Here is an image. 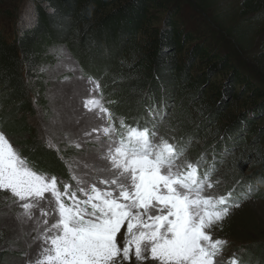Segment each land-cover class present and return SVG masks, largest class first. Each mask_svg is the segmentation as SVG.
Returning <instances> with one entry per match:
<instances>
[{
    "label": "trees",
    "instance_id": "obj_1",
    "mask_svg": "<svg viewBox=\"0 0 264 264\" xmlns=\"http://www.w3.org/2000/svg\"><path fill=\"white\" fill-rule=\"evenodd\" d=\"M191 1L194 15L188 9L187 20L182 13L185 0H30L31 24L23 26L17 19L9 37L0 22V131L17 136L13 140L18 150L38 168L68 176L66 157L70 156L47 147L27 119L35 104L49 111L44 67L54 63L55 54L65 46L78 53L86 77L100 80L105 99L114 101L108 107L116 116L150 128L166 116L171 131L163 134L167 139L189 141L207 133V144L214 140L206 149L210 164L218 157L223 163L229 155L226 165L214 166L237 176L250 170L237 180L250 184L251 191L242 186L234 197L242 202L249 194L258 195V185L264 188V73L254 71L242 56L264 31V0H236L238 20L227 24L217 14V27L208 28L210 37L199 32V21L201 13L206 15L219 0ZM5 15L16 16L5 12L0 1V19ZM219 27L224 33L221 40ZM99 54L103 61L96 58ZM183 95L186 101L181 102ZM134 96L141 99L138 112L116 108ZM237 138L239 143L230 147ZM219 149L224 157L217 154ZM1 207L9 210L2 200ZM1 223L0 264H21L13 246L21 243L16 237L7 240ZM262 248L264 242L255 245L257 250L245 245L243 251L264 262Z\"/></svg>",
    "mask_w": 264,
    "mask_h": 264
},
{
    "label": "snow or ice",
    "instance_id": "obj_2",
    "mask_svg": "<svg viewBox=\"0 0 264 264\" xmlns=\"http://www.w3.org/2000/svg\"><path fill=\"white\" fill-rule=\"evenodd\" d=\"M87 82L83 108L95 123L69 143L94 145L105 167L73 172L70 183L38 168L0 131V191L22 222L40 214L38 251L29 258L22 250L25 264H242L236 253L225 260L228 241L215 238L241 201L211 191L221 182L214 164L201 171L155 125L117 117L100 81Z\"/></svg>",
    "mask_w": 264,
    "mask_h": 264
},
{
    "label": "rangeland",
    "instance_id": "obj_3",
    "mask_svg": "<svg viewBox=\"0 0 264 264\" xmlns=\"http://www.w3.org/2000/svg\"><path fill=\"white\" fill-rule=\"evenodd\" d=\"M0 1L3 3V10L5 12H15L16 14V16L11 15L10 17L6 15L1 16L0 19L1 24L4 25L5 33L9 37L13 34V28L11 26L17 21V19H20L19 24H22L23 26L26 24L29 25L33 22L31 20L33 9L30 0ZM187 1L188 0H185L183 4L184 10L182 13L184 18L188 20L189 14L187 11L191 10V15H194V10L191 9L193 7V2L191 0L190 2ZM151 12L155 14V16H163L162 12H156L155 10H152ZM217 14H219V16H224L225 19L228 20L227 24H232L238 20V2L236 0H219L217 5L213 6L210 12L206 15L201 13V21H199L201 25H199L198 28L203 37L211 36L210 34L212 32L208 29L209 26H212L213 28L217 27L214 19ZM220 29V27L217 28L220 32L219 39L221 40V38L224 37V33ZM254 43L255 45L253 49L249 53H245V55L242 56V59H244L254 71L264 73V31L257 35ZM96 58L103 61L104 55L99 54ZM44 68L46 81L49 83L46 95L49 111L46 112L40 104L34 103L35 107L32 114H28L27 116L28 123L38 132L40 136L39 138L47 147H49V142H51L54 150L57 151L58 149L61 151V155L65 151L66 155L70 156L69 158L66 157V160L68 162V169L72 173L74 172L77 175H90L93 173L94 168L106 166L104 165V162L98 158L97 154L91 151L95 146L92 144H82L81 148L77 149L69 143L70 140L74 141L81 137L83 130L91 127L95 123L92 117L87 114V110L83 108V99L89 95L87 89L90 85L87 82L88 77L82 73L81 64L78 62V53L72 54L67 47L63 46L55 54L54 63L46 65ZM81 77H83V79ZM214 79L219 78L216 77ZM186 96L187 95H183V97L180 96L182 98L181 102L186 101ZM30 98L32 101H35L33 95H31ZM126 101L127 103L125 104ZM141 105L140 96H134L129 100H122L121 103L117 104L116 108L121 109L120 106L125 107L126 113L130 112L128 114H133L135 110L138 112L139 108H142ZM168 110H171V105L168 107ZM22 115L23 114L20 113V116ZM165 119L166 116L164 119L163 117H160L157 124V131L160 135L171 132L166 128L168 125L167 122L165 124ZM215 120H217V118ZM205 129L207 130L208 128ZM175 134L174 136L177 135ZM204 135H207V133L201 132L198 134V137L193 140L194 142L189 144H193L194 146L190 147V151L188 150V153L185 156L188 161L192 162L193 159H197V157L202 158L206 156L208 152L206 149L209 148V145L213 143L214 140H211V142L207 144L209 138H204ZM16 137L8 138L13 146L18 149L14 142V140H17ZM172 140V137H170L169 142ZM234 143H239L238 138L233 141V143H229V146L231 147ZM235 147H238V145ZM211 148L212 147L209 149ZM220 149L223 150V148ZM220 149L216 152H218V155L224 157ZM208 158L206 159L208 160ZM228 158L229 155H226V160L222 161L224 165L227 164ZM220 160L221 159L218 157L216 161H219L217 163L223 165ZM202 164L203 162L200 160L199 165L202 166ZM215 172L213 180L219 179L221 182L215 185L214 189L211 191H214L217 194H225L227 189L238 183V177L244 175L247 176L250 170L245 169L237 176L233 171H224V167L217 166ZM62 179L66 180L67 178ZM242 186L247 192L250 184L245 186L242 184L241 188ZM258 190V195H255V193V196H250L249 194L248 199L242 201L241 206L234 209L230 216L222 222V226L215 230V238L228 241L224 251L225 260L231 257L233 253L239 254L241 250L240 248L245 245L250 246L253 250H257L255 249V245L264 242V188L261 185H258ZM6 195V193L0 191V202L2 200L6 208H9L7 212L3 207L0 208L1 225L5 229L4 232L6 233L5 236L7 240H13L16 237L15 241L21 243V245L17 244L13 246L15 247L16 252H19L22 257L21 264H25L22 249L24 248L23 250L29 251V258H35L38 251L39 242L33 241L35 240L39 228L37 220L40 219V214L39 211H34L31 219L22 222L17 218V213H19L21 209L17 205L12 204L10 199L6 200ZM49 220L51 222L50 217ZM12 244L13 242H10L9 246L11 247ZM28 244H32L31 249L27 248ZM261 251L264 252V248H262ZM261 255L263 256V254ZM238 256L241 258L242 264H256L258 261L256 254H240ZM262 263L264 264V262Z\"/></svg>",
    "mask_w": 264,
    "mask_h": 264
}]
</instances>
